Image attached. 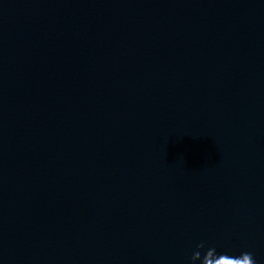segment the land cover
<instances>
[{
	"label": "water",
	"instance_id": "obj_1",
	"mask_svg": "<svg viewBox=\"0 0 264 264\" xmlns=\"http://www.w3.org/2000/svg\"><path fill=\"white\" fill-rule=\"evenodd\" d=\"M242 253L264 264V0H0V264Z\"/></svg>",
	"mask_w": 264,
	"mask_h": 264
},
{
	"label": "clouds",
	"instance_id": "obj_2",
	"mask_svg": "<svg viewBox=\"0 0 264 264\" xmlns=\"http://www.w3.org/2000/svg\"><path fill=\"white\" fill-rule=\"evenodd\" d=\"M202 246L203 245H199L198 247H202ZM228 258L237 259V260H239V259H249L251 261V264H254V260H253V258H252L250 253H242L240 257H229L228 256ZM192 259H193V261H195V254L193 255Z\"/></svg>",
	"mask_w": 264,
	"mask_h": 264
}]
</instances>
